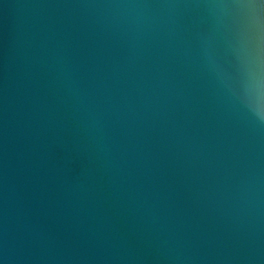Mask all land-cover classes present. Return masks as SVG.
Masks as SVG:
<instances>
[{"label":"water","instance_id":"water-1","mask_svg":"<svg viewBox=\"0 0 264 264\" xmlns=\"http://www.w3.org/2000/svg\"><path fill=\"white\" fill-rule=\"evenodd\" d=\"M205 2L0 0L2 264H264V124Z\"/></svg>","mask_w":264,"mask_h":264},{"label":"clouds","instance_id":"clouds-1","mask_svg":"<svg viewBox=\"0 0 264 264\" xmlns=\"http://www.w3.org/2000/svg\"><path fill=\"white\" fill-rule=\"evenodd\" d=\"M195 6L205 11L210 24L209 34L204 38L216 46L215 69L209 74L219 85L233 92L254 121L264 124V0H206ZM116 7L184 6L125 4ZM216 48L230 57L231 71L222 66Z\"/></svg>","mask_w":264,"mask_h":264}]
</instances>
